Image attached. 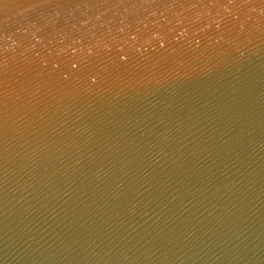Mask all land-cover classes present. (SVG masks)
I'll list each match as a JSON object with an SVG mask.
<instances>
[{
    "label": "water",
    "instance_id": "obj_1",
    "mask_svg": "<svg viewBox=\"0 0 264 264\" xmlns=\"http://www.w3.org/2000/svg\"><path fill=\"white\" fill-rule=\"evenodd\" d=\"M0 264H264V0H0Z\"/></svg>",
    "mask_w": 264,
    "mask_h": 264
}]
</instances>
